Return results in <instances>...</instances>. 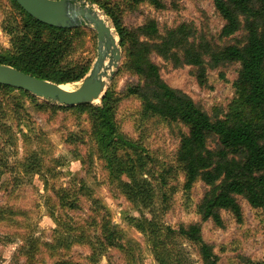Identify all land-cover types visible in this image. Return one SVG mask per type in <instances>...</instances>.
Instances as JSON below:
<instances>
[{
  "label": "trees",
  "instance_id": "obj_1",
  "mask_svg": "<svg viewBox=\"0 0 264 264\" xmlns=\"http://www.w3.org/2000/svg\"><path fill=\"white\" fill-rule=\"evenodd\" d=\"M82 1L97 6L111 21L123 54L119 70L134 81L126 85L119 99H116V93L108 91L99 105L75 107L51 101L37 103L38 99L28 92L0 85V96L6 98L0 99V133L8 132L9 128L2 123L8 114L11 113L12 118L16 115V120L20 121L18 115L24 99L32 100L40 112H49L50 116L68 111L78 118L87 115L93 147L86 160L82 159L92 163L96 157L104 163L110 183L116 185L121 195L145 205L154 197L153 190L149 181L135 177L138 169L128 164L129 155H137L143 162L139 168L141 175L149 176L147 165L154 161L151 157H146L145 161L140 155L145 151L139 143L121 133L117 120L119 103L123 98L136 99L145 119L157 118L184 127L186 132L180 131L175 165L182 171L185 192L189 193L198 182L207 188L197 205L198 220L161 229L149 223L144 232L157 264H189L179 248L185 242L194 247L200 264H218L220 257L214 246L203 237L204 225L210 222L218 229H225L223 213L231 214L238 224H242V200L252 209L264 211V0H207L224 23L219 36L221 44L192 22L166 26L162 31L153 18L135 26H127L124 22L125 13L142 4H148L159 13L177 12L183 0ZM0 8L9 10L4 30L11 43L9 49L0 52V64L64 86L81 82L89 73L91 62L68 65L66 60L83 42V37L88 32L92 34L91 29L86 26L71 30L50 27L28 15L14 0H0ZM238 34H241L240 38L236 37ZM153 56L176 70L189 67L190 75L200 88H209V71L238 65L232 84L234 98L226 110L221 106L205 110L187 93L167 84ZM220 76L224 77L223 74ZM11 100L13 109L8 105ZM3 101H7L5 106ZM1 161L0 156V173L6 168V163ZM39 162L33 154L24 167L35 172L41 168ZM173 169L171 166L166 174ZM125 178L132 179V184H126ZM160 178L162 186L169 185L167 178L162 175ZM169 189L174 192L170 185ZM54 192L56 199L49 200V214L57 220L59 231L50 244L25 237L28 244L22 250L30 264L41 262L39 255L51 259V264H82L68 254L73 246L83 244L90 247L92 264H97L109 250L128 256L133 253L125 237L107 217H103L99 225V236L95 241L91 239L89 230L97 227V219L104 209L99 201L90 197L82 181L73 193ZM161 196L163 201L167 200L166 191ZM81 197H88L92 203L91 222L83 225L63 221L56 213V207L61 212L62 209L78 210ZM14 215L10 210L7 218ZM238 264L254 263L249 258L239 257Z\"/></svg>",
  "mask_w": 264,
  "mask_h": 264
},
{
  "label": "rangeland",
  "instance_id": "obj_2",
  "mask_svg": "<svg viewBox=\"0 0 264 264\" xmlns=\"http://www.w3.org/2000/svg\"><path fill=\"white\" fill-rule=\"evenodd\" d=\"M76 6H82L81 2H76ZM180 6L177 12L167 10L159 13L148 4H142L125 13L124 22L127 26H135L153 18L157 20L161 31L166 26L192 22L198 29L207 31L215 42L222 43L219 36L224 23L210 1L183 0ZM92 8L106 21L113 36L117 38L111 21L97 6L93 5ZM8 11L7 8H0V52L6 51L11 45L10 37L4 30ZM86 28L91 29L92 34L88 32L83 37V42L79 43L66 63L81 65L91 62L92 69L97 59L99 44L95 30L89 25H86ZM240 36L241 34H238L236 37ZM152 59L161 68L167 84L187 93L207 111L215 106L226 110L235 96L232 84L237 76L238 65L209 71V88H200L190 75L189 67L176 70L156 56ZM108 62L106 60L102 69V73L107 75L103 77L105 89L102 96L110 91L116 93V99H119V94L124 91L126 85L134 80L119 70L123 63V54L116 68L109 69ZM221 74L224 75L223 78ZM67 86L71 90H77L80 83ZM0 99L6 98L3 95ZM37 99V103L49 102ZM6 102L3 101L4 106ZM8 103L10 109H13L12 100ZM21 104L22 109L18 115L20 121L16 120V115L12 118L11 113L8 114L2 121L9 128L8 132L0 133L1 163H6V168H2L0 173V264H30L22 250L23 246L27 247L28 243L24 240L27 236L38 240L39 243H53L59 225L55 217L52 218L49 214V200L55 201L54 190L73 193L81 181L90 197L99 201L104 209L97 219V227L89 230L91 239L95 241L99 236V225L103 217H107L112 226L125 237L133 251L128 256L116 250H109L98 259L97 264H157L148 236L144 232L147 224L154 223L159 229L176 228L179 224H190L198 220L197 205L207 188L198 182L189 193L185 192L182 171L175 165L180 131L186 132L184 127L170 125L157 118L145 119L138 100L121 99L117 110L121 133L139 143L145 151L140 154L144 156L145 161L146 157H151L154 161L148 165L146 163L149 176L145 173L141 175L139 168L143 162L137 155H129L128 164L138 169L135 177L140 181H149L153 190L152 200L142 205L119 193L116 185L110 183L104 163L96 157L92 163L85 161L93 147L91 123L87 115L78 118L68 111L50 116L49 112H40L30 99H24ZM92 104L99 105L100 100ZM33 154L41 163V168L35 172L24 167ZM171 166L174 167L173 171L166 174ZM160 175L167 178L170 187L174 189L173 193L169 185L162 186ZM124 182L132 184V179L125 178ZM163 191L167 192L165 201L161 196ZM80 201L78 210L62 209L61 212L60 208L56 207V213L68 223H90L93 215L92 203L88 197H81ZM241 205L244 214L242 224H238L231 214L223 213L225 229H218L210 222L204 225L203 237L214 246L220 257L218 264H238L239 257L249 258L254 264H264V211L252 209L243 200ZM10 210L15 215L7 218ZM60 231L62 233V230ZM179 248L189 260V264H200L192 245L185 242ZM68 256L82 264H92L89 260L90 247L85 244L73 246ZM39 259L42 260L38 264L52 262L42 255H39Z\"/></svg>",
  "mask_w": 264,
  "mask_h": 264
},
{
  "label": "water",
  "instance_id": "obj_3",
  "mask_svg": "<svg viewBox=\"0 0 264 264\" xmlns=\"http://www.w3.org/2000/svg\"><path fill=\"white\" fill-rule=\"evenodd\" d=\"M35 20L56 29L71 30L91 26L98 39L97 59L77 90H66L64 85L38 79L7 65L0 64V85L23 90L33 96L66 107L92 104L103 97L105 82L102 69L108 60L109 69L116 68L122 60L118 42L106 21L82 0H14ZM82 6L77 7L76 2Z\"/></svg>",
  "mask_w": 264,
  "mask_h": 264
},
{
  "label": "bare ground",
  "instance_id": "obj_4",
  "mask_svg": "<svg viewBox=\"0 0 264 264\" xmlns=\"http://www.w3.org/2000/svg\"><path fill=\"white\" fill-rule=\"evenodd\" d=\"M96 12V11H95ZM97 13V12H96ZM116 39V41H117V38H115ZM64 89H66V90H70V91H72L67 85L66 86H64L63 87Z\"/></svg>",
  "mask_w": 264,
  "mask_h": 264
}]
</instances>
